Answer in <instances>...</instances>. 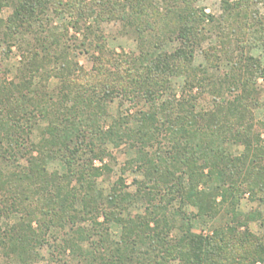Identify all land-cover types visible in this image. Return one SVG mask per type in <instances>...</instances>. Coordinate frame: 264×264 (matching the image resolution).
I'll return each mask as SVG.
<instances>
[{"label": "trees", "instance_id": "obj_1", "mask_svg": "<svg viewBox=\"0 0 264 264\" xmlns=\"http://www.w3.org/2000/svg\"><path fill=\"white\" fill-rule=\"evenodd\" d=\"M197 2L0 0V14L12 10L0 19L7 35L35 34L22 52L18 81L0 79V251L7 264H36V250L52 229L67 228L47 264H264V237L246 227L242 232L237 221L204 235L184 218L182 235L171 239L167 212L175 200L212 219L239 202L241 188L264 202V167L257 159L264 158V122L254 116L262 106L264 62L252 54L264 51V16L257 9L264 0H221L218 18ZM51 13L66 14L75 34L54 27ZM113 21L133 33L138 54L108 48L102 24ZM215 29L221 44L202 50L205 64L196 66ZM174 41L173 52L164 50ZM89 47L95 54L85 71L77 55ZM224 61L230 69L218 75ZM181 76L183 96H167L172 79ZM51 78L58 81L53 89ZM200 95L213 98L211 110L197 111ZM116 98L144 101L148 109L135 118L137 127H129L128 118L104 127L107 105ZM39 119L47 126L35 146ZM109 144L138 151L144 181L135 193L122 178L107 195L97 189V180L113 172L110 164L95 166L112 158ZM228 145L242 146L243 154H231ZM55 161L65 170L50 171ZM135 201L146 205L144 214L125 217ZM14 215L19 220L4 226ZM85 222L91 228L76 227ZM113 223L122 227L119 241L110 236Z\"/></svg>", "mask_w": 264, "mask_h": 264}, {"label": "rangeland", "instance_id": "obj_2", "mask_svg": "<svg viewBox=\"0 0 264 264\" xmlns=\"http://www.w3.org/2000/svg\"><path fill=\"white\" fill-rule=\"evenodd\" d=\"M159 4L162 5V2L159 1ZM196 7L203 9L205 13L212 15L218 18L222 14L221 9V0H198ZM260 13L264 16V2L259 5L257 8ZM11 8H4L0 14L1 20H7L11 14ZM51 19H53V26L58 28L60 32H63L65 27H70V18L66 15L55 16L54 13H51ZM89 24L94 25L93 19L88 22ZM102 29L107 36V46L110 50L118 54H128L136 55L139 53V45L136 37L131 32H127L122 24L117 21L106 22L102 24ZM70 34H75L74 30L70 27ZM217 30H211L208 34L207 40L203 43L201 50H198L195 59V65L200 66L204 65V56L202 50L207 49L210 46L220 45L219 35ZM223 33L228 35V29L225 28ZM35 37L34 33L30 34H17V35H7L4 26L0 25V79L3 81H18L19 78V67L22 60V52L28 46V42H31ZM80 39L82 35L79 36ZM234 39V37H233ZM179 46V43L169 42L164 50L169 53ZM234 47V44L231 45V48ZM95 54L92 47L86 48L85 50L81 49L77 55V62L85 71H90L93 66L92 56ZM252 54L255 57L261 59L264 62V51L262 48L254 50ZM230 64L228 62H223L220 66V71L218 75H221L222 72L229 71ZM215 72V71H214ZM50 88L53 89L58 85V81L55 78L50 80ZM259 89L261 91L260 102L262 106L256 108L254 111L255 121L264 122V81L260 80ZM185 86V77H177L172 79L171 90L167 93V96L170 94H175L177 98L183 96ZM195 94H199V90H194ZM167 96H164L163 99H166ZM198 112L209 111L213 108V98L210 95L199 96ZM148 107L145 105L143 100H138L132 103L129 100H124L121 98H116L112 100L107 105V116L104 118V127H108L115 120L122 121L124 118L130 120L129 127H137V122L135 118L139 116V112L146 111ZM126 125V124H125ZM47 123L44 120L39 119L37 125L34 127L31 142L35 146L40 145L42 138V132L46 128ZM264 139V134L262 136ZM264 146V142L261 143ZM230 153L235 156H240L244 152L242 146L237 145H228L227 146ZM107 150L110 152L111 157H106L104 162L96 160L95 166L101 167L103 164H110L112 166L113 172L109 174H104L100 177L97 182V189L107 195L110 192V189L120 178L125 180L126 191L129 193H135L139 189L138 183L144 181L143 173L139 170L140 155L136 149H133L127 144H122L120 147H114L113 145H107ZM261 162V166L264 167V158H257ZM21 164L24 166L27 165L25 160L21 161ZM49 170H58L64 171V167L60 164L59 161H55L49 165ZM207 187V186H206ZM204 186H201L203 189ZM211 187L208 189L210 190ZM207 190V188H206ZM237 195L239 202L234 206L225 205L224 209L220 212L218 217L212 219L207 217H198V208L191 204H182L180 200H175L169 207L168 218L173 225V230L171 232V239L177 240L182 235L180 226L184 218H189L191 221L192 229L195 233L198 234H211L213 230L219 227L226 226L229 223L236 224L235 222L242 223L244 226L241 227V231H245L247 228L249 232L257 237H264V202L260 201L257 196L251 195L248 192H244L241 188ZM257 195L262 196V193ZM256 197V198H255ZM218 201H221L218 198ZM231 205V204H230ZM145 204L141 201H135L129 210L124 213L125 217H133L135 215H143L145 212ZM19 220V215H14L8 220H4V226L12 225ZM102 221V218H101ZM186 221V220H185ZM187 222V221H186ZM190 223V222H189ZM247 225V226H246ZM87 227L91 228V222H85L78 224L76 227ZM36 227V225H34ZM246 227V228H245ZM122 227L116 223L110 225V236L112 240L119 241L121 237ZM66 233H69V228L63 229H52L47 237V243L42 247L36 250L37 261L36 264H47L50 259L51 251H54L55 246L58 243H61L62 238ZM67 259H71L69 252L66 255ZM6 259L1 255L0 251V264H7ZM70 262V261H69ZM10 263V262H9ZM71 264H75L71 262ZM169 264H179V261H173Z\"/></svg>", "mask_w": 264, "mask_h": 264}]
</instances>
